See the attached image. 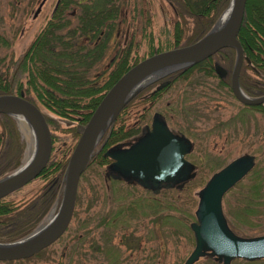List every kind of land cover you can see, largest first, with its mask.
<instances>
[{
  "label": "rangeland",
  "instance_id": "obj_1",
  "mask_svg": "<svg viewBox=\"0 0 264 264\" xmlns=\"http://www.w3.org/2000/svg\"><path fill=\"white\" fill-rule=\"evenodd\" d=\"M41 1L43 0H0V34L10 43L8 47L0 45V63L11 56L19 64L30 43L51 19L56 0H44L43 5L40 4ZM211 1L213 0H209L206 5L209 6ZM118 4L119 13L115 24L110 31L106 30L110 37V47L101 62L92 69L89 68L87 74L95 77L93 79L98 83L104 79L96 74L110 63L116 49L129 47L126 60L117 63L118 73L126 65L131 67L156 52L190 44L188 40L197 26L210 15L195 19L182 12V8L178 7L180 5L174 9L167 0H120ZM227 5L206 32L216 24ZM38 7L39 10L34 15ZM71 11L78 14V6L71 4L66 11L68 13L63 15L70 20L68 26L73 25L76 20L75 16L71 17ZM55 18H60L59 14ZM180 28L182 30L178 34ZM176 37L180 42L174 45ZM2 69L3 65L0 64V70ZM247 72L252 78L256 77L252 72ZM18 73L24 84L26 72ZM202 73L194 71L192 77L195 79H191V82L203 79L202 88L194 85L192 94H189L186 92V83L191 77L179 80L152 101L147 112L158 111L164 114L173 131H182L193 141V150L185 157L186 160H194L197 166V178L194 181L197 185L192 187V194L203 186L212 172L232 159L244 153L254 155L253 167L223 195L221 206L226 222L235 234L242 237L263 234L264 111L241 108L230 92L217 89L215 79H204ZM141 96L142 91L129 100L131 103L122 112L120 123L123 124V129L131 127L146 115L145 107L149 103L141 99ZM39 109L51 120L48 128L55 136L51 144L54 158L60 159L61 151L65 153L64 157L67 152L69 156L71 148L68 146L73 145L77 139L69 129L75 127L80 115L72 114V119L60 118L42 106ZM13 119L22 143L19 166L25 157L27 138L17 118ZM28 128L30 129L29 125ZM3 146L0 144V148ZM105 166L94 163L82 173L67 229L39 257L20 263L0 261V264H181L193 247L189 229V223L193 220L187 217L189 206L186 200L175 199L176 196L171 192L159 191L153 194L135 184L105 180ZM45 183L44 179L37 176L7 195L5 200L12 202L13 207L21 208L39 193ZM60 192L48 212L31 231L45 224L49 213H55ZM153 198L157 199L156 208L150 202ZM174 207L175 211L172 210ZM164 214L173 215L178 221L176 225L162 223ZM110 216L114 218L111 220L112 225L105 226L103 221ZM108 250L115 251V258H109L114 253L108 254ZM241 261L243 260H232L230 264H243ZM215 263L218 264L212 259L200 258L193 264ZM256 264H264V261Z\"/></svg>",
  "mask_w": 264,
  "mask_h": 264
},
{
  "label": "water",
  "instance_id": "obj_2",
  "mask_svg": "<svg viewBox=\"0 0 264 264\" xmlns=\"http://www.w3.org/2000/svg\"><path fill=\"white\" fill-rule=\"evenodd\" d=\"M58 0H56L54 8ZM245 0H229L226 10L216 24L194 42L141 59L124 71L104 92L84 124H77L78 138L68 156L62 179L60 198L55 213L48 221L27 235L10 242H0V261L28 258L56 241L66 230L75 205L80 175L97 143L111 126L119 111L145 86L166 74L195 64L222 48L234 50L230 73V88L236 100L243 104H257L262 97H248L238 85L242 62V48L236 38L242 22ZM39 7L34 12V15ZM226 18L221 22L222 17ZM215 72L222 76L225 70L215 64ZM0 114L13 118L21 116L29 125L33 151L25 163L0 178V198L21 188L36 178L45 167L51 138L41 110L22 93L0 95ZM192 143L183 134L172 132L158 113L152 118L150 129L131 142L117 143L106 148L104 157L112 161L106 165L105 175L135 184L153 194L162 189H181L193 178L194 165L185 159ZM253 156L240 155L212 173L195 192L197 197L194 219L189 223L193 247L181 264H193L202 256H212L220 264L232 260L256 261L264 259V233L251 237L235 234L224 217L223 195L241 180L253 167Z\"/></svg>",
  "mask_w": 264,
  "mask_h": 264
},
{
  "label": "trees",
  "instance_id": "obj_3",
  "mask_svg": "<svg viewBox=\"0 0 264 264\" xmlns=\"http://www.w3.org/2000/svg\"><path fill=\"white\" fill-rule=\"evenodd\" d=\"M63 1L64 5L62 4ZM84 1L60 0L57 8L52 13L51 19L30 43L21 60H19V64H17V61H13L11 56L7 58V61L0 63L1 66L3 65V69L0 70V95L22 93L25 99L31 101L38 108L42 106L60 118L72 119V114H77L80 115L77 120L79 123L87 121L104 92L130 65H126L118 73L116 65L113 76L103 80L101 83L87 75L89 68L99 58L98 50L100 49L101 51L107 42L109 34L107 35L106 30L110 31V28L115 24L120 0ZM167 1L174 9L180 5L178 7L182 8V12L193 16L195 19H200L202 16L210 14L205 17L204 22L200 26H197L195 33L189 38L188 43H191L209 29L229 0H218V2L213 0L209 3V6L206 5L209 0ZM66 4H69V6L75 4L79 9L78 14L75 13V23L70 26H68L70 20L64 21L60 16L62 10L66 8ZM57 14H59L60 18H55ZM181 30L180 28L178 34H180ZM100 32H102V35L97 44L89 46L84 43V38L94 41ZM174 34L178 35L175 32ZM179 38L175 39L174 45L180 42ZM236 38L242 48L243 56L248 58L258 55L264 56V0H245L243 18ZM0 45L4 47L10 45L9 41L1 34ZM215 55L223 56L225 58L223 64L228 68L231 67L234 56L232 48H223ZM201 63H206V60ZM16 65L19 72H26L24 84L19 79L21 74L15 69ZM251 66H255L257 71H263L264 60H250L249 64L243 62L239 70V81L242 88L248 91L254 88L253 78L247 72L248 70L252 74L255 73L256 70ZM130 103L131 101L119 111L114 120V124L118 125V127L113 126L110 130H107L82 173L94 163L99 166L107 163L108 159L102 156L104 149L137 132V129L134 128L123 131L122 123H120V116ZM44 119L49 127L51 120L46 115H44ZM69 130L78 138L79 134L75 131L74 126ZM50 138L52 144L55 136L50 133ZM0 144L4 145L3 148H0L1 178L19 164L22 151V143L19 139L14 119L5 114H0ZM74 144L68 147L72 149ZM52 152L53 147L51 145L48 161L38 175L46 183L28 204L21 208L19 206L13 207L12 202L6 201L5 197L0 199V242L14 241L28 234L48 212L57 198L68 159V152L64 157L65 153L61 151L60 154L62 156L60 159L54 158ZM196 178L194 177L186 182L181 189L160 190L162 193L171 192L176 196L175 199L186 200L187 206H189L187 217L190 220L194 219L193 213L197 203L195 193L192 194V187L197 185L194 182ZM150 202L154 203L153 207H157L156 198L151 199ZM172 210L175 211L176 207L172 208ZM162 218V223L172 226L178 222L171 214H164ZM113 219L110 216L103 221V224L111 226V220ZM165 226L167 227V225ZM47 247L28 258L3 262L20 263L28 261L39 257ZM114 252L113 250L107 251L108 254ZM114 255L115 253L109 258H115ZM262 261L264 259L241 262L243 264H256Z\"/></svg>",
  "mask_w": 264,
  "mask_h": 264
},
{
  "label": "flooded vegetation",
  "instance_id": "obj_4",
  "mask_svg": "<svg viewBox=\"0 0 264 264\" xmlns=\"http://www.w3.org/2000/svg\"><path fill=\"white\" fill-rule=\"evenodd\" d=\"M59 1L60 0H58V3H57V5H56V7L58 6V4H59ZM45 1L43 0V1H41V5H43V3H44ZM66 2V1H65ZM78 3V2H77ZM62 4L64 5L65 3H64V1L62 2ZM55 5V4H54ZM56 7L55 8H53L52 9V11H51V14L54 12V10L56 9ZM66 8H64L63 10H62V13L60 14V16L62 17V20H64V21H67L66 19H68V18H65L63 15H65L66 13H68V12H66L68 9H69V4H66V6H65ZM76 13V12H75ZM75 13H74V11H71V17H74L75 16ZM118 13H119V9H118ZM61 21V20H60ZM127 32V30L125 31V33ZM101 35H102V32H100L99 34H98V36H97V38L96 39H94V41H91V40H89V39H87V38H84V43H87V45H89V46H92V45H95V44H97L98 43V41H100L99 40V38L101 37ZM110 37H108V39H109ZM107 39V40H108ZM109 47H110V45H109V40L104 44V46L102 47V49H101V51H100V49L98 50L99 51V58H98V60H96L94 63H93V65L91 66V68L90 69H92L94 66H96V64H98L99 62H101V60L103 59V57L105 56V54H106V52H107V50L109 49ZM129 49V47L127 48V47H123V48H121V49H116L115 50V55L110 59V63L109 64H107V66L102 70V71H100V72H98L97 74H96V76H98V77H102L104 80L105 79H107V78H109V77H111V76H113V74H114V69H116V65H117V63L118 62H124V60H126V58H127V54L129 53L128 50ZM223 49V48H222ZM221 50V49H220ZM220 50H218V51H220ZM218 51H216L215 53H217ZM215 53L214 54H212L211 56H209V57H207V58H205V59H203V60H201V61H199V62H197V63H195V64H192V65H189V66H186V67H182V68H179V69H176V70H174V71H172V72H170V73H168V74H166L165 76H163V77H160V78H158L157 80H155L154 82H152V83H150V84H148L147 86H145L141 91H142V96H141V99H144L147 103H149V105H148V107H145V109H146V115H144V117L142 118V119H138L137 121H135V123L131 126V127H129V128H125V129H123V131H126V130H131V129H137V132L135 133V134H133V135H130V136H128V137H125V138H123L122 140H119V141H117V142H115V143H113V144H111L110 146H112V145H114V144H117V143H126V142H131V141H133L134 140V138L135 137H137L138 135H140L142 132H144L145 130H146V128H148V129H150V126H151V122H152V118H153V115L155 114V113H158L160 116H161V118L165 121V123H166V125L168 126V128L172 131V132H175V133H179V134H183L182 133V131H173L170 127H169V125H168V122H167V119H166V116L164 115V114H162V113H160V112H158V111H150L149 113L147 112L150 108H151V102L152 101H154V100H156L160 95H161V93L163 92V91H165L169 86H171L173 83L174 84H177L178 82H179V80H182V79H189L190 77V81L188 80V82L186 83V92L188 91V93L189 94H192V91H193V87H194V85H198L200 88H202V85H203V79L201 78V77H199V78H201L202 79V81H200V82H196L195 80H194V82H191V79L193 80V79H195L194 77H192V74H193V72L195 71H197V72H199V73H202V75L204 76V79L206 78H208V77H213V79H215V87L217 88V89H223V90H225V92H230L231 94H232V92H231V88H230V73H231V69H232V66H233V63H234V56H233V59H232V64H231V67H230V69L228 70L227 68L228 67H226L224 64H223V60L225 59L223 56H217V55H215ZM243 54V53H242ZM204 60H206V63H201L202 61H204ZM250 60H252V61H256V60H259V61H262V60H264V56H254V57H252V58H248V57H246V56H243L242 57V62H241V64H240V67H239V70H240V68H241V66H242V64H243V62H247L248 64L250 63ZM215 64H218V65H220L224 70H225V73L222 75V76H219L216 72H215ZM110 65H112L111 67H110ZM253 69H257L255 66H251ZM258 68H260V67H258ZM106 69V70H105ZM207 70H210V71H208L207 72ZM254 75L256 76V77H253V84H254V88L252 89V90H250V91H248V90H244L243 88H242V86H241V84H240V81H239V72H238V78H237V81H238V85H239V87H240V89L242 90V92L245 94V95H247L248 97H252V98H256V97H262V96H264V70L263 71H255V73H254ZM91 78H95V77H91ZM227 82H228V86H227ZM196 83V84H195ZM205 84H207V82H205ZM244 84V83H243ZM140 91V92H141ZM232 96H233V94H232ZM234 97V96H233ZM234 99H235V97H234ZM236 100V99H235ZM237 102H238V104H239V106H241V108H243V109H245V110H250V109H252V111H260V110H263L264 111V101H261V102H259V103H257V104H250V105H248V104H243V103H240L238 100H236ZM242 111V110H241ZM240 114H238V116H239ZM77 124H84V123H77ZM76 124V125H77ZM76 125H75V127H76ZM118 127V125H115L114 124V121H113V123L111 124V126L107 129V130H110L112 127ZM140 126V127H139ZM122 127H123V124H122ZM107 130L105 131V133L107 132ZM78 133V132H77ZM104 133V134H105ZM104 134H103V136H104ZM184 135V134H183ZM102 136V137H103ZM184 136H186V135H184ZM102 137H101V139H102ZM187 137V136H186ZM188 138V137H187ZM101 139L99 140V142L101 141ZM189 140H190V138H188ZM99 142L97 143V145H96V147L99 145ZM190 142L192 143V149H191V151L189 152V153H187V154H185V156L184 157H187V155H189L191 152H192V150H193V141H191L190 140ZM95 147V148H96ZM109 147V146H108ZM108 147H106V148H108ZM106 148L104 149V151L106 150ZM72 150V149H71ZM94 151H95V149H94ZM93 151V152H94ZM103 151V152H104ZM244 154H247V153H244ZM241 155H243V154H241ZM249 155H251V156H253V160H254V155H252V154H249ZM102 156H103V153H102ZM240 156V155H239ZM104 157V156H103ZM238 157V156H237ZM104 158H106V159H108V162L107 163H105L104 165H107V164H109L112 160L110 159V158H108V157H104ZM186 159V158H185ZM190 163H192L193 165H194V176H193V178L194 177H196L197 176V166H196V162L194 161V160H188ZM105 168H106V166H105ZM220 169V168H219ZM218 169V170H219ZM217 171V170H216ZM215 172V171H214ZM214 172H212V173H214ZM211 173V174H212ZM105 174V173H104ZM210 174V175H211ZM209 175V176H210ZM192 178V179H193ZM209 178V177H208ZM80 179V178H79ZM105 180H113V181H121V182H123L122 180H117V179H113V178H109V177H107L106 175H105ZM191 180V179H190ZM189 180V181H190ZM79 182V181H78ZM188 182V181H187ZM205 182H206V180H205ZM204 182V183H205ZM125 183V182H124ZM127 184V183H126ZM128 185H133V184H128ZM10 194V193H9ZM9 194H7V195H9ZM6 195V196H7ZM6 196H4V197H6ZM4 197H1V198H4ZM0 198V199H1ZM200 258H206V259H212L213 261H216L215 260V258L214 257H212V256H202V257H200ZM199 258V259H200ZM198 259V260H199ZM218 264H220L218 261H216Z\"/></svg>",
  "mask_w": 264,
  "mask_h": 264
},
{
  "label": "bare ground",
  "instance_id": "obj_5",
  "mask_svg": "<svg viewBox=\"0 0 264 264\" xmlns=\"http://www.w3.org/2000/svg\"><path fill=\"white\" fill-rule=\"evenodd\" d=\"M226 18V14H224V16L222 17L221 19V22ZM17 120H18V123L21 127V130L24 134V136L27 138V149H26V152H25V157H24V160H23V163H25L28 158L30 157L32 151H33V148H34V140L32 138V132L31 130L28 128V125L25 121L24 118H22L21 116H17Z\"/></svg>",
  "mask_w": 264,
  "mask_h": 264
}]
</instances>
